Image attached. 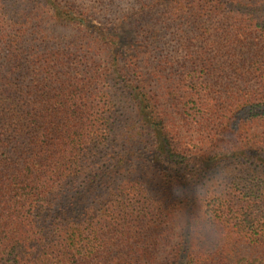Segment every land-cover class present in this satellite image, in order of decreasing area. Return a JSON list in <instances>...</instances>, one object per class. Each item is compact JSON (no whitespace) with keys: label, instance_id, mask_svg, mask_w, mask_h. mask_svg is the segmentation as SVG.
Segmentation results:
<instances>
[{"label":"trees","instance_id":"obj_1","mask_svg":"<svg viewBox=\"0 0 264 264\" xmlns=\"http://www.w3.org/2000/svg\"><path fill=\"white\" fill-rule=\"evenodd\" d=\"M0 264H264V0H0Z\"/></svg>","mask_w":264,"mask_h":264}]
</instances>
